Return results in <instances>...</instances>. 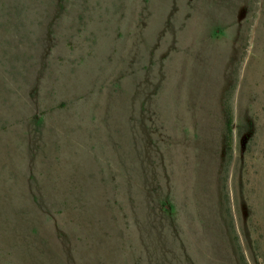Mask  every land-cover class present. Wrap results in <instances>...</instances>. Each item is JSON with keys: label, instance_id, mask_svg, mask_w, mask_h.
<instances>
[{"label": "rangeland", "instance_id": "obj_1", "mask_svg": "<svg viewBox=\"0 0 264 264\" xmlns=\"http://www.w3.org/2000/svg\"><path fill=\"white\" fill-rule=\"evenodd\" d=\"M0 264H264V0H0Z\"/></svg>", "mask_w": 264, "mask_h": 264}, {"label": "trees", "instance_id": "obj_2", "mask_svg": "<svg viewBox=\"0 0 264 264\" xmlns=\"http://www.w3.org/2000/svg\"><path fill=\"white\" fill-rule=\"evenodd\" d=\"M227 142H228V146H231L232 144V119L231 117L228 120L227 123Z\"/></svg>", "mask_w": 264, "mask_h": 264}]
</instances>
